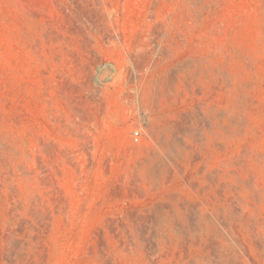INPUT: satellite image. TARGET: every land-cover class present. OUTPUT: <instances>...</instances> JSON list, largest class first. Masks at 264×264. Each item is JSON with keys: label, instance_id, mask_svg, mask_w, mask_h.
<instances>
[{"label": "rangeland", "instance_id": "374dc122", "mask_svg": "<svg viewBox=\"0 0 264 264\" xmlns=\"http://www.w3.org/2000/svg\"><path fill=\"white\" fill-rule=\"evenodd\" d=\"M0 264H264V0H0Z\"/></svg>", "mask_w": 264, "mask_h": 264}, {"label": "built area", "instance_id": "2783aa9c", "mask_svg": "<svg viewBox=\"0 0 264 264\" xmlns=\"http://www.w3.org/2000/svg\"><path fill=\"white\" fill-rule=\"evenodd\" d=\"M138 132H134V139L136 140Z\"/></svg>", "mask_w": 264, "mask_h": 264}]
</instances>
